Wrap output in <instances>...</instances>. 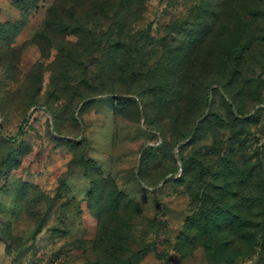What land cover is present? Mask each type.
Here are the masks:
<instances>
[{"label": "rangeland", "instance_id": "rangeland-1", "mask_svg": "<svg viewBox=\"0 0 264 264\" xmlns=\"http://www.w3.org/2000/svg\"><path fill=\"white\" fill-rule=\"evenodd\" d=\"M16 1L0 264H264V0Z\"/></svg>", "mask_w": 264, "mask_h": 264}, {"label": "trees", "instance_id": "trees-1", "mask_svg": "<svg viewBox=\"0 0 264 264\" xmlns=\"http://www.w3.org/2000/svg\"><path fill=\"white\" fill-rule=\"evenodd\" d=\"M16 4H18V8H22V7H24L25 8V11L26 12H28L29 13V11L31 10V9H33V8H36V0H19V1H16ZM56 23V21H54L53 19H50L49 21H48V28L50 29V30H53L54 28H59L57 25H55V27H53V25ZM250 41H251V39H247L246 40V43L247 44H250ZM244 51H245V49L244 50H241V49H239V47L238 46H233V47H231V49L230 50H228V52H230V56H231V59H232V62L233 63H237V64H239V62L241 61V59H242V55L241 54H243L244 53ZM229 94V93H228ZM230 96H231V94H230ZM232 97V96H231ZM230 97V98H231ZM207 101V97L205 98V102ZM205 106H206V103H205ZM229 107H231L230 105H229ZM238 114H242L239 110H238ZM199 128H200V125L196 128V134H197V132L199 131ZM193 137H195V134H194V136ZM224 211L223 210H221L220 209V212L218 213V215H221L222 213H223ZM214 215H215V213L212 211L211 213H210V218L211 219H214ZM226 219H224L221 223H226L228 226H231V224H233V223H236L235 222V220L237 221V222H240L238 219H235V218H233L232 217V215H230V214H228V212H226ZM198 221V224H201L202 226H203V223L205 222V223H207L208 221L207 220H204V219H202L201 221H199L198 219H197V216L195 217H190L189 219H188V221H187V227L189 228V226H194V224L196 223ZM203 221V223H201ZM204 228V227H203ZM92 264H104L103 262H101L100 260H97L96 262H94V263H92Z\"/></svg>", "mask_w": 264, "mask_h": 264}]
</instances>
